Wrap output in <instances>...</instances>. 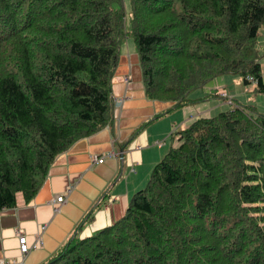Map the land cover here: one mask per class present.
<instances>
[{
  "label": "trees",
  "instance_id": "obj_1",
  "mask_svg": "<svg viewBox=\"0 0 264 264\" xmlns=\"http://www.w3.org/2000/svg\"><path fill=\"white\" fill-rule=\"evenodd\" d=\"M124 19L122 0H0V210L108 127L123 37L146 99L172 104L156 119L224 100L188 96L225 74L264 95V0H130ZM177 136L120 219L47 264H264V113L234 106Z\"/></svg>",
  "mask_w": 264,
  "mask_h": 264
},
{
  "label": "crops",
  "instance_id": "obj_2",
  "mask_svg": "<svg viewBox=\"0 0 264 264\" xmlns=\"http://www.w3.org/2000/svg\"><path fill=\"white\" fill-rule=\"evenodd\" d=\"M119 55L108 127L57 156L32 201L25 203L18 195L14 208L0 210V264L20 258L18 234L31 245L44 228L42 246L30 252L24 264H47L72 240L114 224L132 195L145 186L153 167L178 145L177 132L208 114L205 108L193 110L192 104L156 119L172 104L146 99L133 46L123 55L119 50ZM201 89L202 97L213 91L224 94L219 77ZM101 157L104 162L95 163L94 158ZM59 196L64 202L56 213L50 202Z\"/></svg>",
  "mask_w": 264,
  "mask_h": 264
},
{
  "label": "rangeland",
  "instance_id": "obj_3",
  "mask_svg": "<svg viewBox=\"0 0 264 264\" xmlns=\"http://www.w3.org/2000/svg\"><path fill=\"white\" fill-rule=\"evenodd\" d=\"M122 1L125 14L124 25L126 27V30H128L130 17V0ZM128 45L129 47L133 46V48H135L133 39L130 36L123 37L119 46L121 55L127 53ZM256 53L258 56V60L262 65V69L264 70V27L260 28L258 37L256 39ZM219 78H221V83L224 88L222 92L230 98L228 99L225 96H222L226 100H221L220 98L208 99L206 101H200L192 105L193 107L191 108L193 110H200L201 108H205V110L209 111L208 114L203 116V118L213 117L220 112L233 108L234 106H253L255 107L256 112L264 113V95L254 93L253 85H244L240 76L236 74H225L220 76ZM201 90L202 89H196L192 91L189 94L188 98L194 99L195 96L202 97L203 95L201 93ZM219 95L221 96L220 93ZM227 99L228 101H231L233 99L234 105H229Z\"/></svg>",
  "mask_w": 264,
  "mask_h": 264
},
{
  "label": "built area",
  "instance_id": "obj_4",
  "mask_svg": "<svg viewBox=\"0 0 264 264\" xmlns=\"http://www.w3.org/2000/svg\"><path fill=\"white\" fill-rule=\"evenodd\" d=\"M249 80L251 79L249 78ZM223 96H226V95L223 94ZM228 102L230 104V100ZM104 160H105L104 157L94 158V161L97 164H102ZM63 202H64L63 196L56 197L50 202V205L54 207V212L57 213L59 211V205H61ZM43 232H44V228H41V233L37 236L36 241L31 245L27 244V240L24 235L18 234V252H19L20 258L11 263L2 262L1 264H24V258L30 252L35 251L42 246L41 235L43 234Z\"/></svg>",
  "mask_w": 264,
  "mask_h": 264
},
{
  "label": "water",
  "instance_id": "obj_5",
  "mask_svg": "<svg viewBox=\"0 0 264 264\" xmlns=\"http://www.w3.org/2000/svg\"><path fill=\"white\" fill-rule=\"evenodd\" d=\"M121 159H122V157H121Z\"/></svg>",
  "mask_w": 264,
  "mask_h": 264
}]
</instances>
